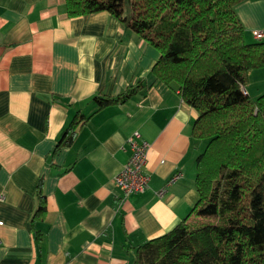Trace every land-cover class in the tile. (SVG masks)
Instances as JSON below:
<instances>
[{
	"label": "crops",
	"instance_id": "crops-1",
	"mask_svg": "<svg viewBox=\"0 0 264 264\" xmlns=\"http://www.w3.org/2000/svg\"><path fill=\"white\" fill-rule=\"evenodd\" d=\"M234 10L250 41L254 30L264 39V0ZM158 57L108 12L71 18L65 0H0V264H134L138 245L188 215L206 143L191 136L196 111L151 73ZM138 82L95 112L93 96ZM77 113L90 117L54 152ZM133 132L149 144L148 188L122 199L113 179ZM38 184L45 212L32 223Z\"/></svg>",
	"mask_w": 264,
	"mask_h": 264
},
{
	"label": "trees",
	"instance_id": "trees-1",
	"mask_svg": "<svg viewBox=\"0 0 264 264\" xmlns=\"http://www.w3.org/2000/svg\"><path fill=\"white\" fill-rule=\"evenodd\" d=\"M243 1L65 0L67 16L108 12L158 51L151 73L196 111L191 136L206 143L195 164V204L170 231L138 245L134 264H264V93L252 99L243 90L249 72L264 68V42L245 40L234 10ZM142 88L93 96L95 112ZM89 117L77 113L54 152ZM36 195L32 223L44 217L40 184Z\"/></svg>",
	"mask_w": 264,
	"mask_h": 264
},
{
	"label": "built area",
	"instance_id": "built-area-1",
	"mask_svg": "<svg viewBox=\"0 0 264 264\" xmlns=\"http://www.w3.org/2000/svg\"><path fill=\"white\" fill-rule=\"evenodd\" d=\"M252 35L258 40L263 37V32L261 30H254L252 31ZM126 146L130 151L129 158L113 179V183L122 194V199L132 194L143 193L148 188L149 180L144 170L146 155L149 148L148 142L142 140L138 132H133L127 137ZM177 177V175H174L171 181H174ZM0 199H2V197H0Z\"/></svg>",
	"mask_w": 264,
	"mask_h": 264
},
{
	"label": "rangeland",
	"instance_id": "rangeland-1",
	"mask_svg": "<svg viewBox=\"0 0 264 264\" xmlns=\"http://www.w3.org/2000/svg\"><path fill=\"white\" fill-rule=\"evenodd\" d=\"M251 39L253 40L252 37L245 35V40L247 42H264L263 38L258 40L254 39V41H250ZM245 89L247 90L248 94L252 99H256L264 93V68L252 70L249 75V81L245 86Z\"/></svg>",
	"mask_w": 264,
	"mask_h": 264
},
{
	"label": "water",
	"instance_id": "water-1",
	"mask_svg": "<svg viewBox=\"0 0 264 264\" xmlns=\"http://www.w3.org/2000/svg\"><path fill=\"white\" fill-rule=\"evenodd\" d=\"M243 90H244V88H243Z\"/></svg>",
	"mask_w": 264,
	"mask_h": 264
}]
</instances>
